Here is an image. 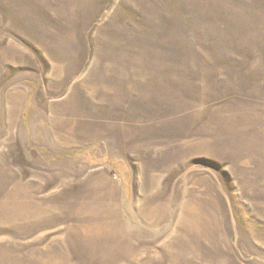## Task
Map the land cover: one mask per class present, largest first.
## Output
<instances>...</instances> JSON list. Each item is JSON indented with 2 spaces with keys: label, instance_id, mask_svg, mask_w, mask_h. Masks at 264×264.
<instances>
[{
  "label": "rangeland",
  "instance_id": "obj_1",
  "mask_svg": "<svg viewBox=\"0 0 264 264\" xmlns=\"http://www.w3.org/2000/svg\"><path fill=\"white\" fill-rule=\"evenodd\" d=\"M0 264H264V0H0Z\"/></svg>",
  "mask_w": 264,
  "mask_h": 264
},
{
  "label": "bare ground",
  "instance_id": "obj_2",
  "mask_svg": "<svg viewBox=\"0 0 264 264\" xmlns=\"http://www.w3.org/2000/svg\"><path fill=\"white\" fill-rule=\"evenodd\" d=\"M18 106H19L18 99L16 98L15 94H11L10 97H9V117H10V125H13L12 123H14V121L16 120L15 117L17 115ZM61 123H64V122H61L58 119V121L55 123V125H59ZM62 125H63V128L64 127L65 128H67V127L71 128L72 127L71 124H69V125L62 124ZM72 129L73 130H76L73 127H72ZM69 131L70 130H68V131H62V132L65 133V134L66 133L67 134H77V133H75V131H72V132H69ZM78 132L82 136L87 135V133L85 131H81L80 130ZM59 134L60 133H58V135L55 136V139L58 142L60 141V139H61L62 136H65L63 134L60 136ZM90 135H92V134H90ZM194 204H195V201L193 199V195L190 193V195L187 197V200L184 202V207L179 211L178 218L176 219L178 221V225H179L177 227H181L182 229H185L186 231L189 230V232H190V226H191V224H193V221L195 222V218H193V216L191 214V212L195 210V209L193 210ZM147 213H150L151 214L150 217L152 219H155L156 218V220H157L159 218V216H161V213L162 212H161V208L155 206V207H151V209H149L147 211Z\"/></svg>",
  "mask_w": 264,
  "mask_h": 264
}]
</instances>
